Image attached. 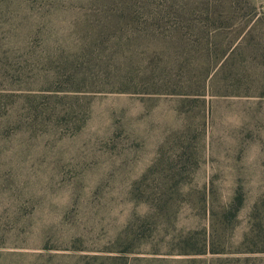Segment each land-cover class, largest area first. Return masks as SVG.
<instances>
[{
	"label": "rangeland",
	"instance_id": "obj_1",
	"mask_svg": "<svg viewBox=\"0 0 264 264\" xmlns=\"http://www.w3.org/2000/svg\"><path fill=\"white\" fill-rule=\"evenodd\" d=\"M85 1L19 0L29 62L0 169L5 205L28 224L9 242L25 254L0 263L264 264V0H249L255 23L219 74L226 93L199 97L205 42L188 55L166 50L168 31L118 43ZM236 38L211 40L210 58ZM161 77L188 95L142 89ZM170 173L182 184H167L164 208L151 192Z\"/></svg>",
	"mask_w": 264,
	"mask_h": 264
},
{
	"label": "trees",
	"instance_id": "obj_2",
	"mask_svg": "<svg viewBox=\"0 0 264 264\" xmlns=\"http://www.w3.org/2000/svg\"><path fill=\"white\" fill-rule=\"evenodd\" d=\"M85 2L84 7L95 12L93 17H97L99 21L103 17L107 20L109 33L106 37L118 43L133 39L135 42L144 44L142 38L145 41L149 39L150 30L159 32L161 35L168 31L176 34L168 37L170 41L167 40L165 43L166 50H170L175 45L176 48L185 49L188 55L195 46L205 42L208 49L205 55H202L201 61L205 65L203 67L205 75L199 82L195 94L202 92L196 97L203 96L202 93L209 90H217L213 89V85L225 91H215L216 94L226 93V87L222 85L219 74L225 71L228 56L243 41L246 36L245 29L252 27L257 14L256 8L250 4L249 0H86ZM20 15L19 0H0V155L4 154L15 128L19 129L21 122L16 112L19 96L15 85L24 81L21 72L24 70L23 64L29 62V59L18 55L22 48H27L18 45L21 38ZM224 32H235L237 37L240 36V40L237 41L236 38L232 42L229 41L224 47L225 51L223 50L221 58L212 60L209 55V48L212 47L210 41ZM163 40L166 38L163 37ZM159 47L162 48L161 44ZM184 63L189 66V61ZM163 79L159 78L152 85H149L150 81L142 89L148 91L146 89L148 87L152 94L188 95L184 90L186 86L179 87L178 81L170 80L169 83L163 82ZM190 86L189 84L188 88H191ZM0 167L4 169L1 163ZM6 173L0 169V262L2 260L5 262L6 257L10 259L25 254L19 252L24 248L11 246L9 242L11 239L23 236L26 231V222L28 224L21 214L22 208L20 211L19 208H11L4 203L6 196L4 189L8 181ZM149 175L153 176V174ZM154 178L158 183V174ZM182 178L183 176L178 173L160 175V180L165 185L161 190L151 192L153 201L161 203L167 199L164 208L170 206L172 188L171 186L168 188L167 184L176 182V187L178 183H181ZM144 190V187L136 186L135 198L149 200L150 195H143ZM206 198L204 192L203 204Z\"/></svg>",
	"mask_w": 264,
	"mask_h": 264
}]
</instances>
